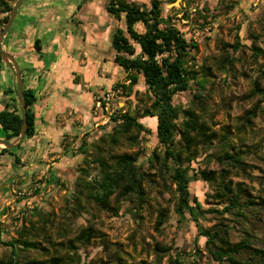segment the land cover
Segmentation results:
<instances>
[{"label":"rangeland","instance_id":"374dc122","mask_svg":"<svg viewBox=\"0 0 264 264\" xmlns=\"http://www.w3.org/2000/svg\"><path fill=\"white\" fill-rule=\"evenodd\" d=\"M5 1L12 6L16 2ZM29 1L34 0H24L17 17ZM69 1L52 3L66 5ZM134 1L150 4V0ZM162 1V15L169 17L188 41L197 44L186 64L198 79H205L203 87L190 81V90L174 95L173 103L181 109L192 106L215 134L209 147L197 146V157L188 172L190 192L203 212L198 222L206 229L228 226L232 242L248 237L254 247L264 250V206H253L242 216L229 208L228 197L214 196L216 185L200 179L198 174L205 167H221L212 155L235 151L243 165L231 168L228 178L242 183L255 201L264 202V99L252 92L255 78L264 87V59L254 56L251 47L254 42L264 50V0ZM106 4L107 0H79L81 9L76 15L59 22L60 31L66 30L71 37V55L63 56L57 64L55 46L50 42L52 33L37 36L44 52L38 56L33 50L31 64L43 75L41 80L51 75L53 84H57L50 134L47 139L33 141L34 136L24 137L17 148L0 154V264H8L10 258L12 264H27L33 259L50 264L53 256L69 264H174L178 254L185 262L194 259L198 264H218L206 250L205 238L199 236L195 241L193 218L174 212L176 185L170 179L171 170L165 173L157 161L163 147L155 134L156 117H140L150 132H141L137 143L126 135L114 145L109 141L115 125L110 114L141 116L151 109V100L140 75L130 90L114 86L128 83L122 68L113 62L115 52L111 46L115 28L124 27V22L109 14ZM4 15L0 10V28ZM136 28L143 30L141 25ZM85 51L88 54L80 56ZM10 54L19 58L16 53ZM230 58L231 64L227 62ZM75 74L80 82L75 81ZM108 91H115L110 108H96V100ZM197 93L201 100L194 97ZM15 96L14 107L18 110L16 92ZM251 109H256V115L247 122L246 113ZM0 138L6 140L1 127ZM176 140L178 143V137ZM81 143H85L82 149ZM110 154L130 155L145 175L142 201L135 195L118 197L119 201L116 195L111 197L110 205L117 214L74 195L81 178L93 181L100 175L95 159L102 156L109 160ZM88 226L92 233L84 243L80 234ZM20 232L36 242L37 248L16 244L18 256H13L8 243L14 242Z\"/></svg>","mask_w":264,"mask_h":264},{"label":"trees","instance_id":"16d2710c","mask_svg":"<svg viewBox=\"0 0 264 264\" xmlns=\"http://www.w3.org/2000/svg\"><path fill=\"white\" fill-rule=\"evenodd\" d=\"M162 2V0H150V4L147 6L134 0H107L106 11L116 20H123L124 22V27L117 26L115 28L111 38V46L115 52L113 62L125 72V81L128 83L126 85L116 83L114 86H121L123 89L130 90L132 86L137 84L140 75L146 87L144 92L151 100V109L145 111L141 116L129 112L110 114L115 125L109 135V141L114 145L119 141L120 136L126 135L130 137L132 142L137 143L141 132H150L139 121L140 117H156L155 134L158 143L163 147V154L161 158L155 153L153 156L158 157L157 161L165 173L171 170L170 179L175 183L177 193L174 212L179 216L189 214L193 218L197 228L195 241L198 240L199 236L204 237L206 250L211 259L218 264H264V250L254 247L248 237L232 242L229 237L228 226L219 224V227L215 225L212 229H206L198 222V217L203 212L200 210L197 197L190 192L188 172L191 170V161L197 157V146L202 144L209 147L215 134L210 131L207 122L192 106L181 109L173 103L174 95L190 90V81H193L197 87H203L205 79L203 77L198 79L197 73L189 69L186 64L191 49L197 48V44L188 41L183 33L171 23L170 18H165L162 15ZM11 8L12 5H9L8 2L0 0V10L5 13L0 29L6 24ZM137 25H141L143 30H138ZM33 46L40 53L39 39L34 40ZM251 47H253L254 56H262L264 59L262 48L254 42L251 43ZM232 61L233 59L230 58L227 62L231 64ZM21 75L23 79L22 71ZM253 85V95L259 94L264 99V87L258 83L257 78L254 79ZM23 94L27 119L25 137L30 138L36 133V116L33 105L37 98L35 91L31 88L23 87ZM194 97L197 100L202 99L200 93L195 94ZM103 106L104 99L102 108ZM255 115L256 109L247 111L246 121L249 122ZM180 116H182V121H179ZM21 124L22 113L20 109L14 108L12 110L9 109L8 105H5V108L0 110V127L5 132L6 140L16 138L19 135ZM133 131H135L134 134ZM101 140L104 141V138ZM177 144L178 148H175ZM84 146L85 143H81L80 148L82 149ZM97 148L100 147L97 146ZM4 152H10V150L1 148L0 154ZM212 156L221 164V167L218 170H208L205 167L198 174L200 179L216 185L218 191L213 194L214 196L228 197L229 208L241 213L242 216L245 215V211L253 208V206H264L263 201L257 202L251 197L242 183H234L228 178L232 172L231 168L238 166L241 168L243 165V160L237 152L224 150ZM95 161L99 166L100 175L93 181L81 178L78 183L79 187L74 192L76 197L83 196L87 200H92L98 207L111 210L114 214H117V211L110 205V199L113 195H116L118 201L120 198L131 195H135L138 201L143 200L142 180L145 175L130 155L110 154L109 160L101 156ZM149 162H152L151 157H149ZM243 199L244 201H242ZM211 210L217 212V209ZM158 223L160 224L161 221ZM244 231L246 234L248 233V230L245 229ZM91 233V226L82 229L81 241L88 242ZM19 234L14 242L8 243L11 246L13 256H18L14 249L16 244H22L24 248H37V243L28 240L24 232ZM196 246H198L197 243ZM2 262L0 261V263ZM11 262L10 258L8 264H12ZM48 262L50 264H69L58 256L51 257ZM173 263L198 264L194 259L189 262L181 260L179 254ZM27 264H43V261L33 259Z\"/></svg>","mask_w":264,"mask_h":264},{"label":"crops","instance_id":"0c3cea01","mask_svg":"<svg viewBox=\"0 0 264 264\" xmlns=\"http://www.w3.org/2000/svg\"><path fill=\"white\" fill-rule=\"evenodd\" d=\"M52 1L53 0L29 1L27 5L21 8L22 12L20 16L17 17L19 7L10 28L2 38L3 49L9 53H16L19 56L17 62L23 74V87L33 89L36 94L37 99L33 105L36 116V133L32 141L34 139L38 140L39 138L47 139V136L50 134V113L54 106L53 99L57 88V84H53L51 75L48 76L47 79L41 80L43 75L41 76L39 71L35 70L34 66L31 64L33 60L31 59L33 57L31 52L35 50L33 44H31L32 38L35 37V39H39L41 46V39L37 36H43L47 32H51L52 41L50 42L55 46L53 54L58 57L55 64H57L60 59H63V56L69 58L68 55L71 52V47H69L71 45V37L66 30L60 31L59 22L66 21L68 17H73L76 15V11L81 9L80 5H78L79 0H70L66 5L62 3H52ZM62 12L66 14L64 15ZM80 21L81 20H79V22ZM4 39H6V41H4ZM60 39L63 40L60 41ZM3 42H5L6 48L3 46ZM43 52L44 48L42 45L41 51L40 53L37 52V55L40 56ZM86 52L87 51L83 52L80 56H83ZM74 76L75 81L80 82V76L78 74ZM0 82V110L4 109L5 105H8L9 109L13 110L15 108L14 99L16 97L15 79L9 67L3 62L0 63ZM84 87L89 89L86 85ZM93 90H95V88H92V91ZM92 118L94 117L92 116Z\"/></svg>","mask_w":264,"mask_h":264},{"label":"water","instance_id":"95a60500","mask_svg":"<svg viewBox=\"0 0 264 264\" xmlns=\"http://www.w3.org/2000/svg\"><path fill=\"white\" fill-rule=\"evenodd\" d=\"M24 0H16V2L13 4L12 8L10 9L8 13V19L6 21V24L2 29H0V57L3 63H5L9 69L11 70L13 77L15 79V88L17 92V101L19 104L20 111L22 113V124L20 127L19 135L14 139L13 141H7L2 138H0V148H6V149H14L17 148L23 141L26 129H27V119H26V105H25V99L23 94V81H22V75L21 71L18 65L17 60L13 55L5 51L2 47V38L5 35V33L10 28L17 9L20 7Z\"/></svg>","mask_w":264,"mask_h":264},{"label":"built area","instance_id":"2783aa9c","mask_svg":"<svg viewBox=\"0 0 264 264\" xmlns=\"http://www.w3.org/2000/svg\"><path fill=\"white\" fill-rule=\"evenodd\" d=\"M114 95H115V91H108L103 97L96 100L95 102L96 108H101V109L104 108L105 110H108L110 108V100L113 98ZM103 99H104V106L102 108Z\"/></svg>","mask_w":264,"mask_h":264}]
</instances>
